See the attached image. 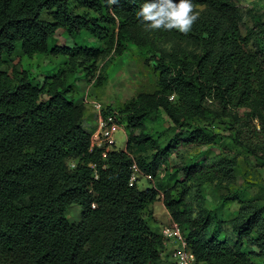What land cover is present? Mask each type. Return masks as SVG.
I'll use <instances>...</instances> for the list:
<instances>
[{"label": "trees", "instance_id": "obj_1", "mask_svg": "<svg viewBox=\"0 0 264 264\" xmlns=\"http://www.w3.org/2000/svg\"><path fill=\"white\" fill-rule=\"evenodd\" d=\"M192 2L198 19L182 33L148 30L135 14L143 0H0V264H161L167 248L149 223L157 201L198 264L264 259V202L240 198L229 218L192 214L187 183L216 177L217 162L176 166L182 178L167 188L130 182L134 166L153 177L171 153L212 144V123L238 108L260 121L247 131L264 154V41L247 48L234 0ZM58 30L70 46L52 44ZM85 34L103 46L81 43ZM131 46L155 63L156 89L121 113L104 108L127 129L122 148L91 146L95 125H85L76 81L81 73L102 85L109 64ZM38 54L64 56L66 65L40 82L13 63L16 55ZM161 114L168 132L162 143L152 122ZM74 204L80 218L70 223Z\"/></svg>", "mask_w": 264, "mask_h": 264}, {"label": "rangeland", "instance_id": "obj_2", "mask_svg": "<svg viewBox=\"0 0 264 264\" xmlns=\"http://www.w3.org/2000/svg\"><path fill=\"white\" fill-rule=\"evenodd\" d=\"M234 1L241 15L239 26L241 34L246 38L247 48L256 51L260 42L264 41V0ZM80 41L87 46H103V42L87 34L83 35ZM53 43L70 46L73 40L65 32L58 30ZM13 63L27 69L36 81L41 82L46 74L56 72L57 68L62 69L66 65V57L38 54L28 58L16 55ZM157 74L155 63L147 62L145 57L131 46L109 64L106 69V80L102 85H94L93 76L84 77L80 73L73 96L81 100L84 91L89 89V98L103 103V106L110 110L121 113L120 109L139 93L153 92L156 89ZM85 113V125L92 130L95 113L90 105H86ZM152 120L157 132L154 136L158 135L162 143L168 133L165 115H157ZM121 121L127 126L124 113ZM259 123L260 121L252 116L250 110L245 108L233 110L228 117L217 119L212 123L216 132L212 144L180 149L171 153L151 179L138 174L137 185L144 188L162 183L167 188L173 185L175 178H182L176 175V166L192 162L212 165L217 162L220 165L218 170L221 171H215L216 177L209 180L194 179L187 183L189 186L187 202L194 217H198L199 220L213 216L232 217L239 206L240 198L247 197L264 202V154L258 149L257 143L249 137L247 131L254 127L258 130ZM126 133L125 126H121L115 132L116 148L124 146ZM235 136L239 137L238 141L234 140ZM244 143L249 147L244 146ZM67 162L69 163V160ZM152 211L155 212V220L153 222L149 220V223L159 232L161 226L168 224L171 219L161 201L153 205ZM66 216L70 223H77L80 218V206L71 205ZM222 227V232L232 243L235 239L232 230L224 223ZM253 260L258 264H264V259L253 258Z\"/></svg>", "mask_w": 264, "mask_h": 264}, {"label": "built area", "instance_id": "obj_3", "mask_svg": "<svg viewBox=\"0 0 264 264\" xmlns=\"http://www.w3.org/2000/svg\"><path fill=\"white\" fill-rule=\"evenodd\" d=\"M89 94V89H86L82 102L85 106L90 105L95 113V129L92 133L93 141L91 146L105 145L106 149L112 148L115 146L114 134L122 125L118 123L115 112L105 113L103 111L105 108L103 103L89 98ZM103 155L105 156V153ZM133 169L134 174L130 182L136 181L138 175L135 166ZM144 177L147 179L152 178L150 174H146ZM160 231L163 236V244L169 251L173 264H198L176 223L170 222L163 225Z\"/></svg>", "mask_w": 264, "mask_h": 264}, {"label": "clouds", "instance_id": "obj_4", "mask_svg": "<svg viewBox=\"0 0 264 264\" xmlns=\"http://www.w3.org/2000/svg\"><path fill=\"white\" fill-rule=\"evenodd\" d=\"M135 14L148 30L176 29L182 33H188L198 19L192 0H143Z\"/></svg>", "mask_w": 264, "mask_h": 264}, {"label": "crops", "instance_id": "obj_5", "mask_svg": "<svg viewBox=\"0 0 264 264\" xmlns=\"http://www.w3.org/2000/svg\"><path fill=\"white\" fill-rule=\"evenodd\" d=\"M154 205V204H153ZM152 208H153V206H152ZM154 213V215H155V212H153ZM167 252H169L168 250H166ZM166 252V253H167ZM164 254L163 255V257H162V260H165V261H163L161 264H173V262H171L172 260H171V257H170V255H167V254Z\"/></svg>", "mask_w": 264, "mask_h": 264}]
</instances>
